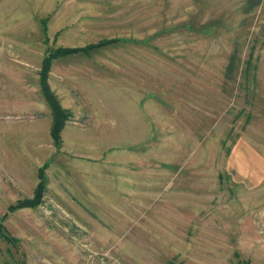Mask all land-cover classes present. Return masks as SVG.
Masks as SVG:
<instances>
[{"label": "rangeland", "instance_id": "374dc122", "mask_svg": "<svg viewBox=\"0 0 264 264\" xmlns=\"http://www.w3.org/2000/svg\"><path fill=\"white\" fill-rule=\"evenodd\" d=\"M0 264H264V0H0Z\"/></svg>", "mask_w": 264, "mask_h": 264}, {"label": "trees", "instance_id": "16d2710c", "mask_svg": "<svg viewBox=\"0 0 264 264\" xmlns=\"http://www.w3.org/2000/svg\"><path fill=\"white\" fill-rule=\"evenodd\" d=\"M212 27L209 25L201 26L202 34L208 36L212 33ZM126 39L114 38V39H102L96 43L85 45L82 47H58L52 50L48 55L43 57L41 63V77H40V87L42 95L45 98V101L49 107L51 116H52V126H51V135L54 140H58L60 131L64 126V122L69 116V112L62 108L59 103L58 98L49 88V85L46 80L47 72L52 65L54 59L65 57L68 55L74 54H84L88 55L89 52H96L102 47L109 45H115L117 43L125 42ZM150 41V39H149ZM240 49L234 47L228 56L227 63L225 65L224 74L228 80H231L235 86H238V89L246 94L247 97L254 99L256 95L253 88V79L255 78L252 75V69H255V65L252 62L253 58V48L250 49L248 57L245 60H241L239 55ZM247 116L252 114V109H249L246 112ZM12 209V207H10Z\"/></svg>", "mask_w": 264, "mask_h": 264}]
</instances>
